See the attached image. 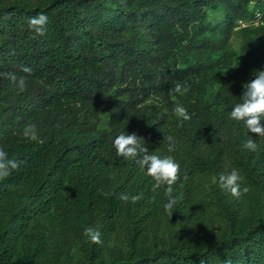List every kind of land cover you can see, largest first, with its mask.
Instances as JSON below:
<instances>
[{
	"label": "trees",
	"instance_id": "16d2710c",
	"mask_svg": "<svg viewBox=\"0 0 264 264\" xmlns=\"http://www.w3.org/2000/svg\"><path fill=\"white\" fill-rule=\"evenodd\" d=\"M40 13L43 36L28 28ZM263 34L264 0H0V72L27 76L23 92L0 78V148L24 162L0 181V264H264V137L229 119L264 70ZM121 133L179 163L170 217L164 189L117 156ZM232 169L239 198L219 186Z\"/></svg>",
	"mask_w": 264,
	"mask_h": 264
},
{
	"label": "clouds",
	"instance_id": "9594fccd",
	"mask_svg": "<svg viewBox=\"0 0 264 264\" xmlns=\"http://www.w3.org/2000/svg\"><path fill=\"white\" fill-rule=\"evenodd\" d=\"M49 18L46 14L40 13L31 17L28 21V28L36 34L43 36L46 34ZM254 26V25H251ZM259 26V25H257ZM237 30V29H236ZM235 67V66H234ZM21 71L31 75L32 69L27 66H21ZM0 78L6 79L10 84L23 92L26 89L27 76H17L15 73L0 72ZM189 87L187 85L176 84L169 90L172 93H187ZM242 102L236 103L230 111L229 119L234 121H242L248 132L264 137V70L256 72L255 79L244 85V91L241 95ZM175 115L181 123L188 121L191 116L185 107L179 103L173 109ZM22 136L28 141H37V126L35 124H27L22 130ZM169 152H174V138L168 136ZM143 137L135 133H121L113 140V146L117 156L123 157L124 160L135 162L141 169L145 170V175L150 177L154 183L151 185V191L158 192L164 189L167 201L163 204L164 210L172 215L173 210L182 197L174 195V185L180 179V165L172 156L161 157L156 154H149L148 149L142 144ZM243 148L249 152H257L258 145L253 139H247L243 142ZM24 162L16 157L9 158L8 153L0 148V181L8 178L13 171H19ZM244 178L237 169H232L227 175L219 176V186L226 190L231 196L239 198L242 194L247 193L250 189L248 186L241 188ZM103 194V193H102ZM124 202L131 201L135 203L142 199V194L131 195L121 194L119 197ZM85 238L93 244H100L101 234L97 229L88 227L84 230ZM230 264V262H226Z\"/></svg>",
	"mask_w": 264,
	"mask_h": 264
},
{
	"label": "built area",
	"instance_id": "2783aa9c",
	"mask_svg": "<svg viewBox=\"0 0 264 264\" xmlns=\"http://www.w3.org/2000/svg\"><path fill=\"white\" fill-rule=\"evenodd\" d=\"M263 21L261 19L260 13H256L253 19L249 20H244V19H239L236 23L235 29H239L241 27H246V26H257V25H262Z\"/></svg>",
	"mask_w": 264,
	"mask_h": 264
},
{
	"label": "rangeland",
	"instance_id": "374dc122",
	"mask_svg": "<svg viewBox=\"0 0 264 264\" xmlns=\"http://www.w3.org/2000/svg\"><path fill=\"white\" fill-rule=\"evenodd\" d=\"M262 36L264 37V34Z\"/></svg>",
	"mask_w": 264,
	"mask_h": 264
}]
</instances>
